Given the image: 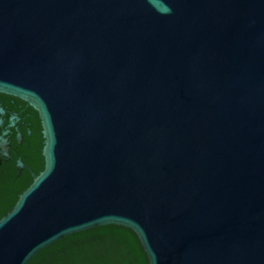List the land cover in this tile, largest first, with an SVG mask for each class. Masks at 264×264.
Segmentation results:
<instances>
[{
  "label": "water",
  "instance_id": "1",
  "mask_svg": "<svg viewBox=\"0 0 264 264\" xmlns=\"http://www.w3.org/2000/svg\"><path fill=\"white\" fill-rule=\"evenodd\" d=\"M0 264H264V0H0Z\"/></svg>",
  "mask_w": 264,
  "mask_h": 264
}]
</instances>
